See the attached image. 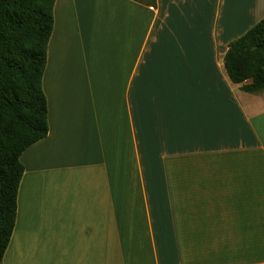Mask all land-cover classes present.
<instances>
[{"label": "crops", "instance_id": "crops-1", "mask_svg": "<svg viewBox=\"0 0 264 264\" xmlns=\"http://www.w3.org/2000/svg\"><path fill=\"white\" fill-rule=\"evenodd\" d=\"M264 0H56L46 138L1 264H264V91L225 56Z\"/></svg>", "mask_w": 264, "mask_h": 264}, {"label": "trees", "instance_id": "trees-1", "mask_svg": "<svg viewBox=\"0 0 264 264\" xmlns=\"http://www.w3.org/2000/svg\"><path fill=\"white\" fill-rule=\"evenodd\" d=\"M56 0H0V264L17 217L23 153L47 137L43 90ZM225 67L242 91H264V19L230 44Z\"/></svg>", "mask_w": 264, "mask_h": 264}, {"label": "rangeland", "instance_id": "rangeland-1", "mask_svg": "<svg viewBox=\"0 0 264 264\" xmlns=\"http://www.w3.org/2000/svg\"><path fill=\"white\" fill-rule=\"evenodd\" d=\"M142 1H149V0H142ZM262 18H264V15L261 17H258V20H261Z\"/></svg>", "mask_w": 264, "mask_h": 264}]
</instances>
